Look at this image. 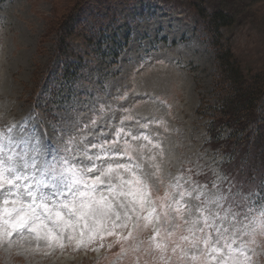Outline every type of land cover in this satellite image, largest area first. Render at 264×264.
<instances>
[{
  "label": "rangeland",
  "instance_id": "1",
  "mask_svg": "<svg viewBox=\"0 0 264 264\" xmlns=\"http://www.w3.org/2000/svg\"><path fill=\"white\" fill-rule=\"evenodd\" d=\"M215 8L233 17L221 29L220 42L229 46L245 73L262 69L264 0H0V132L7 136L16 125L11 136L22 143L13 147L27 151L26 159L38 143V164L68 155L66 147L83 151L85 144L104 145L89 149V155L103 156L118 141L114 150L123 153L127 148L132 159L118 155L96 163L132 165V172L121 170V175L147 179L157 209L149 221L143 218L147 211L139 219L131 212V219L113 215L96 225L94 234L84 230L83 242V223L74 233L65 230L59 242L38 239L27 230L23 236L14 233L11 243L0 240V264H217L219 254L207 252L202 242L191 247L181 239L191 238L181 218L188 212L161 209L162 203H173L163 199L165 192L178 199L181 190L215 193L217 185L228 197L225 210L236 211L239 205L249 220L259 221L264 194L241 192L240 183L226 172L227 154L210 143L208 105L215 104L218 75L204 16ZM68 20L72 53L64 63L58 37ZM215 130L223 138L228 135L227 128ZM4 144L10 154L7 140ZM68 158L73 164L88 163L81 155ZM177 182L182 188L173 187ZM183 202L204 207L188 196ZM199 215L193 208L192 217ZM253 227L256 231L242 238L245 264H264V231ZM212 235L215 239L214 231ZM218 247L227 254L223 240Z\"/></svg>",
  "mask_w": 264,
  "mask_h": 264
},
{
  "label": "snow or ice",
  "instance_id": "2",
  "mask_svg": "<svg viewBox=\"0 0 264 264\" xmlns=\"http://www.w3.org/2000/svg\"><path fill=\"white\" fill-rule=\"evenodd\" d=\"M14 128H16L15 124L8 128L7 136L0 132V190H2L0 196L3 197V202L0 204V240L8 238V242L11 243L14 233L23 236V231L27 230L29 233H37L38 239L47 238L50 242H59L64 238L65 230L70 229L74 233L77 226L83 223V229L80 231V242H83L84 230L94 234L98 230L95 226L107 221L113 215L116 220H120L121 214L131 219L129 215L131 212L135 213L139 219L140 213L147 211L148 214L143 218L149 221L156 213L157 209L150 198L151 189L147 179H141L135 173L132 179H125L121 175V170L126 173L132 172V165L117 162L101 166L96 163L101 161L103 164L105 157L114 159L118 155L127 156L131 160L132 155L127 148L123 153L114 150L118 141H112V146L104 151L103 156L89 155V149L97 147L104 149V145L85 144L83 151L77 149L74 152L71 147H66L64 151L68 155L59 157V160L53 157L52 162L38 164L41 156L39 144H33L31 158L26 159L29 155L27 151L20 153L13 147L14 143L16 147L22 143V141L14 142L11 136ZM5 140H7V149L10 150V154L5 149ZM71 143L73 142L69 141V144ZM76 155L85 157L88 163L82 166L71 163L68 157L71 156L74 160ZM136 167L140 166L136 165ZM28 169L34 171L28 174ZM37 173L39 178H36ZM145 175L155 176V173ZM156 179L159 180L158 177ZM114 180L119 183H114ZM177 180L179 181V178ZM105 185L106 189L101 188ZM173 187L180 189L182 185L177 182ZM213 187L217 188V192L207 194L203 191L196 192V189L181 190L177 193L178 199L175 196L170 197L169 193L165 192L163 199H171L173 203H162L160 208L173 210L178 215L182 210L188 212L187 218H181L184 224L189 225L188 232L191 238L182 236L181 239L188 241L191 247H197L202 242L207 252L219 254V259L213 257L217 259V264H228L229 259L231 264H245L248 258L244 253L242 238L256 231L253 225L264 231V210H261L259 214V221L249 220L248 214L239 205L236 211H233L231 207L225 210L223 204L228 202V197L221 193L217 185ZM45 188L49 191L45 192ZM185 196L199 201L204 207L189 206L183 202ZM60 197L64 199L60 200ZM129 197L131 199H128ZM50 200L53 202L49 203ZM193 208L199 212V217H192ZM221 211L225 212L224 216L220 215ZM251 211L252 209H248L249 213ZM163 214L167 217L168 212L165 211ZM246 220L248 223H244ZM89 221L93 224L89 225ZM213 231L215 239H213ZM197 232L202 235L197 236ZM111 234L109 232V235ZM168 235L172 233L169 232ZM91 238L90 235L89 239ZM67 239H74V235H68ZM222 240L224 247L228 249L227 254L221 253L218 247ZM229 240L231 243H228ZM237 241L242 242L241 247L233 248ZM60 246L63 247V244L61 243ZM238 257H244V260ZM196 258L195 255L192 256V259Z\"/></svg>",
  "mask_w": 264,
  "mask_h": 264
},
{
  "label": "trees",
  "instance_id": "3",
  "mask_svg": "<svg viewBox=\"0 0 264 264\" xmlns=\"http://www.w3.org/2000/svg\"><path fill=\"white\" fill-rule=\"evenodd\" d=\"M204 18L208 20L207 27L212 34L218 75L215 80L216 101L208 105L212 127L210 143L227 154L230 168L226 172L230 179L240 183L237 186L242 192L259 190L263 193L264 67L257 72L245 73L229 46L220 42L221 29L232 23L229 12L215 8ZM68 24L63 22V32L58 37L64 63L72 53L67 49L68 38L73 33ZM216 127L227 128L228 135L223 138Z\"/></svg>",
  "mask_w": 264,
  "mask_h": 264
}]
</instances>
